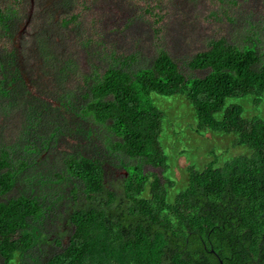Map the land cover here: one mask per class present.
Listing matches in <instances>:
<instances>
[{"label": "trees", "instance_id": "trees-1", "mask_svg": "<svg viewBox=\"0 0 264 264\" xmlns=\"http://www.w3.org/2000/svg\"><path fill=\"white\" fill-rule=\"evenodd\" d=\"M98 1L0 0V264H264V0H112L122 38ZM189 131L246 153L177 186Z\"/></svg>", "mask_w": 264, "mask_h": 264}, {"label": "rangeland", "instance_id": "rangeland-1", "mask_svg": "<svg viewBox=\"0 0 264 264\" xmlns=\"http://www.w3.org/2000/svg\"><path fill=\"white\" fill-rule=\"evenodd\" d=\"M209 0H205L202 1L200 0V4H204ZM112 0H100L96 3V6L93 7V11L94 13L100 18V21L102 22V24L104 26H106L108 32H110L112 35L116 36L115 34L118 35V37L122 38L124 31H123V24H121L122 20H125L126 18H128L131 14H133V11L131 8H123L121 7L122 5L118 3L117 9L112 7ZM125 6V5H123ZM263 7V6H262ZM96 9V10H95ZM219 10L218 8H213L212 6H207L206 8L202 9L201 12L204 14L205 17H203L202 19H200L199 24H198V28L194 31H192V34L186 33L185 36H194L196 38H198L199 40H201L203 43L207 42L206 39H209L211 37L214 36V33L216 35H219V25L218 23L213 19V18H206L207 16H209V10ZM264 9V7H263ZM92 11H88L86 13V15L90 16ZM220 16L225 19V17L223 16L222 12L220 14ZM119 18L121 19V21L119 20ZM178 19V17H177ZM171 21L172 17L169 16L167 18V21ZM179 22H182L183 19H178ZM120 21V23H119ZM125 23V22H124ZM117 24H118V28H119V33H117ZM39 27V25H38ZM171 32L170 33H175V30L173 28L170 29ZM33 33V26L30 25H26L23 30L20 32L19 34V45L23 44L26 40L27 37L30 36ZM173 36L179 37L181 36V33H175L173 34ZM147 37V36H146ZM75 39V38H73ZM72 37L70 39V44H75ZM111 39H114V37H112ZM110 39V40H111ZM104 42L106 43V47H111V45L109 44V40L104 36ZM146 42H149L148 40ZM189 42V41H188ZM192 46V49H198L201 48V50L204 49V46H201V44H199L198 42L192 41L190 39V43ZM124 47L126 48V46L124 45ZM80 53H82V55H84L82 48L78 50ZM83 63V69L85 71H88V66L85 62V60L83 59L82 61ZM178 98H172V99H168V100H164L162 102L165 103V108L164 110H166V113L168 114V119H171V121L176 122L177 120L179 122H181V125L179 123V127L178 128H183L185 127V125L189 124L188 122L194 123L193 119L187 118L185 121H183L182 118L179 119H174V117L177 115V113L183 112L182 110L184 109L182 106L179 108L178 107V103H182L181 101H179ZM250 100L246 99L244 100V105L245 107L249 110V113L253 114L255 112V110H250L253 109L254 107L250 106ZM243 104V103H242ZM182 105V104H181ZM256 116L259 117L260 119L264 120V101L263 104H261L259 106V108H256ZM177 118V117H176ZM187 135H190L192 138H185L183 142H178L177 143V147L175 149V151H182L183 147L185 145H190V147L192 149H189L190 151L193 152V154H191V156L188 155V152L186 154L183 155H179L178 159H177V163L180 164L178 165L176 162L174 163L175 165L172 166V169L174 171V176H172L173 178L177 179L176 185L177 186H181L184 184V171H186V168L188 165H195L196 163L201 166L199 169H203L205 165H207V163L211 162V161H216V165L218 166H222L224 162H226L227 160H230L232 158H234L237 155H240L242 153H246L245 150L240 149V148H231V146L229 144H227V142H225L227 139L226 138H222L220 139L219 137H215L213 139L214 144H212L209 139L205 138V137H200L199 136V140L196 139L197 134L193 131H189ZM208 142H207V141ZM203 143V144H202ZM208 143H209V148H208ZM202 144V145H200ZM207 144V145H206ZM202 146L200 147V149H197V146ZM215 145V152L214 153H207L208 149L210 151L211 146ZM168 146L170 148H172L171 144L168 143ZM226 147L231 148L230 152L226 153L223 152L225 151ZM195 149V150H194ZM189 151V152H190ZM198 151V152H197ZM191 153V152H190ZM180 167V168H178ZM177 168V169H176Z\"/></svg>", "mask_w": 264, "mask_h": 264}]
</instances>
